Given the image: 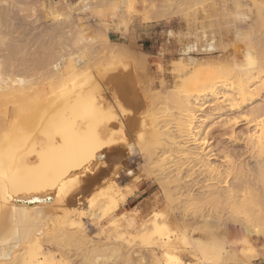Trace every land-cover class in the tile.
I'll return each mask as SVG.
<instances>
[{
    "label": "rangeland",
    "instance_id": "374dc122",
    "mask_svg": "<svg viewBox=\"0 0 264 264\" xmlns=\"http://www.w3.org/2000/svg\"><path fill=\"white\" fill-rule=\"evenodd\" d=\"M215 1L0 0V155L5 147L15 146L14 143L18 144H16L18 148L14 149V156H19L8 166L9 173L12 174L14 167L17 166V161L20 160L21 167L18 172L20 173L21 190L19 192L22 197L39 198L44 193L48 194L55 188H60L62 181L71 175L73 170L78 171L79 166L92 164L90 157L98 151L99 142L98 138L92 140L87 137L90 134L85 132L86 130L83 131V128L96 129L100 132V105L94 99L98 101L99 76L104 56L112 55L113 58V55L120 54V67L127 77L129 74L132 82L136 83L134 86L139 87L137 90L138 93L140 91L138 103L141 102L139 101L142 100L141 97L144 100L148 96L149 100L153 94L156 97L154 96L152 99H156L158 95L156 108L158 113H156L158 117L165 119L169 113L174 112L169 106L167 97L173 88L170 87V82L162 81L175 77L177 68L180 69L182 65L186 64L189 67V74L196 71L218 70L212 64H205L206 60L210 61L211 59V55L206 51H212L211 49L218 45L221 38L224 40L222 45H227V47L232 45L239 51L244 49L247 52L249 50L251 52L247 53L253 54L257 39L264 41V25L260 26L261 22L264 23V7L255 12L256 8L253 6L252 0H242L244 11L247 14H252L247 17L246 13L241 12L242 22L238 20L240 16H233L238 18L236 21H240L239 26L234 25L236 24L234 22H232L234 24L225 23L222 25L223 28L237 27L238 29L239 27L242 31L239 38L233 37L232 40L227 41L224 37L215 34L218 29L212 12ZM258 2L264 4V0H258ZM203 9H207L206 13H200ZM258 10L261 11L258 13ZM258 14L261 16L259 17ZM243 16L244 18H242ZM256 17L260 18L258 23H254ZM102 44L109 46V50ZM103 49L108 50L109 55H103L106 53V50ZM261 54L263 55L264 52ZM191 59H194L196 63L198 61L197 66L190 65ZM84 78L87 79V82L84 80L85 83L89 85L82 97L85 101L81 102L82 99H76L75 102H70L71 100L67 102L65 93L72 85L83 81ZM150 82L152 86H150ZM166 83L167 88L164 86ZM146 102L148 101L146 100ZM263 103L264 90L257 100L243 109L242 114L247 115L253 108L264 105ZM74 104L85 110V115L79 117L76 123L71 121L70 114L71 106ZM14 105H18L19 111L12 108L15 107ZM213 106L214 102L212 106L209 105L206 108L205 114L214 113L212 112ZM13 112H17L18 115ZM27 114L34 115L33 118L36 120L33 119L34 123L32 122L27 128L24 127L23 134L21 131L20 135L16 130L23 140L21 139L22 142H19L18 138V141L15 142L17 136L14 135L16 131L13 134V128L16 129L19 123L18 119ZM152 114L153 112L150 111L144 116L149 118ZM201 116L204 117V113ZM211 116L209 118L211 120H207L209 126L233 117L228 114ZM69 125L74 129L75 127L79 128V132L76 133ZM255 132L254 128L248 127L246 124L234 130L235 136L244 137V141L246 137L252 138L250 136L255 135ZM75 133L79 136H74ZM67 135L68 137H66ZM73 136L76 137V143L80 144L79 150H83L85 154L76 153L73 161L69 162L64 161V153L59 156L62 152H57L55 157L59 163L57 161L54 162V165L49 163L46 167L41 165L39 156H43L40 151L43 145L48 146L49 149H55L53 153L59 150L65 151L61 145L73 141ZM13 138H15L14 142ZM221 139L224 143L217 140L211 147L215 146L218 151L226 147L235 152L236 149L240 151L245 147L243 141L242 146L234 150L230 140L223 137ZM55 157L54 160H56ZM242 158L251 168L263 161L261 158H259L260 161L251 158L250 155H245ZM220 162V159L213 160L211 164L220 165ZM134 164L135 176L114 186L113 193H127L129 196H126L127 200L125 199L119 205V209L111 213L112 215L105 214L107 217L103 216L105 196L99 187L95 186L101 176V164L99 163L92 172L87 170L86 179L96 181L88 190V194L92 192L89 199L87 196L76 197V200L68 203L63 210L57 207V203L54 202L47 206L39 216H30L28 223L32 227L24 239L16 241L14 233H7L2 238L6 244L0 243V264H21L24 256H28L32 260L40 258L39 250L42 248L47 250L50 264H170L172 263L169 259L171 255L168 253L175 254L177 250L185 248H190L194 252L191 264H202L199 259L201 252L205 255L203 264H264V191L261 192L259 199L261 208H263V218L260 219L259 216L260 221L258 219V221H253L255 229L252 223L251 229L254 231L252 235L249 234V231H245L247 235L245 233L244 235L247 238L243 237V239H251L249 245L242 244L244 241L241 236L242 231L236 220L233 219L234 214L226 213V211L220 213V210L214 207H209L210 209L207 207L208 209L206 208L204 213L201 212L204 217L200 218L199 210L196 207L194 210L193 206L188 204L181 205L187 210L181 209V207L180 210H174L177 208L173 207L175 202L171 204L170 200L167 203L168 200L160 185L144 177L147 168L141 162ZM144 169L145 171H143ZM118 194H114L115 203L118 201ZM165 203L170 204V207ZM215 210H218V214ZM168 211L171 214L169 217ZM152 212H159L158 215L167 222L174 220L178 222V219L179 221L185 219L186 222L193 220L194 224L200 226L207 221L205 224L211 223V229L214 226L215 230L209 231L210 229L204 227L202 233L197 231L191 233L192 239L184 244L179 242L177 237L180 235L175 232L171 234L152 232L150 226ZM216 214L218 217L220 216L221 220L216 219ZM123 217L126 221H133L134 231L127 232L122 226L117 227V224H120L118 221H122L120 225H123ZM138 218H143V221H139ZM137 219L138 224L135 221ZM240 219L238 218V220ZM144 221L151 223H149L151 229L146 228L148 224ZM140 222L145 224L142 226V230L140 229L141 231H139ZM112 223L115 227L110 226ZM218 224L222 227H219ZM223 229L226 230L225 233H223ZM212 235L219 241L210 237ZM212 240L214 241L213 245ZM216 240L220 246L215 244ZM167 241L168 245L162 246L163 242ZM198 241L204 243L203 246H193L195 243H199ZM175 258L179 264H185L177 257Z\"/></svg>",
    "mask_w": 264,
    "mask_h": 264
},
{
    "label": "bare ground",
    "instance_id": "6f19581e",
    "mask_svg": "<svg viewBox=\"0 0 264 264\" xmlns=\"http://www.w3.org/2000/svg\"><path fill=\"white\" fill-rule=\"evenodd\" d=\"M252 2L253 6L256 8L255 12L257 9L264 7V4H261L258 0H252ZM206 10L203 9L200 13H203ZM259 11L261 10H258V13ZM212 12L214 13L213 15L216 19L215 23L217 24L216 27L218 28L216 31L214 30L215 34L224 37L227 41L232 40L233 37L236 39L239 38V35H242V31L239 27L237 29L236 26V28H223L222 25L234 22L236 24H232L239 26L241 12L244 14L246 13L247 17L249 14H252H247V12L244 11L242 0H216L213 4ZM233 16H240L238 17L240 19L234 18ZM258 16L260 17L261 15L258 14ZM242 18H244V16ZM257 18L258 17L255 18L254 23L259 21L260 18ZM236 19L240 21L238 22ZM249 22H252L251 18ZM262 25H264V23L261 22L260 26ZM222 41L224 40L221 38L218 45L216 44L217 46L211 49L212 51H206L207 54L211 55V59L210 61L206 60L205 64H212V66H216L218 70L215 68L216 71H196L189 74V67L184 64L180 69H176L177 73L175 77L169 79L166 78L163 81L161 80L164 83L170 82V87L173 88L167 97L170 103L169 106L174 112L169 113L165 119L157 116L158 112L156 108L158 106V95L156 99H152V97L155 96L154 94L153 96L150 95L151 98L148 100L149 97L146 95L148 93L143 90L147 97H144V100L143 97H141L142 100L139 101L143 103H138L137 100L140 91L138 93L137 90L139 87L136 88L134 86L135 82H132V79L129 78V74L127 77L126 73L120 67V54L113 55L112 58V55L110 56L108 54L109 46L102 44L108 48V50L105 49L106 53L103 55L108 54L109 56L106 55L103 57V64H101L102 70L99 76L100 88L97 94L98 101L94 99L96 103L100 105V132L96 129L83 128V131L86 130L85 132L90 134L87 137H90L92 140L98 138L99 149L96 154L92 153L93 155L90 157V162H92V164L89 166H79L78 171L73 170L74 172L72 171L71 175L62 181L63 183H61L60 188H55L54 191L49 192L48 194L44 193L39 198H24L19 192L21 190L20 173L18 172L19 167H21L20 160L17 161V166L14 167V172L12 174L9 173L8 166L9 163H13L19 156H14V149L18 148V144L14 143L15 146L5 147L3 153L0 155V243L6 244V241L2 238L7 235V233H14L16 235V241L24 239L32 227L30 223H28V218L30 216H39L47 206L54 202L57 203V207L63 210L68 203L73 202L76 197L87 196L89 199L92 192L89 193V195L88 190L92 188V185H94L96 181L93 182L86 179L87 170L92 172L95 166L99 163L101 164V176L95 186L99 187L102 194L105 196L102 211L104 214L103 216L117 211L119 205L125 201L128 194L113 193L114 186L119 182L130 180L134 177L135 170L133 169V165H135L134 163L141 162L147 168L144 177L148 180L157 182L160 185L161 189L164 191V196L168 200L167 203L170 200L172 201L171 204L175 202L173 207L176 206L177 208H174V210H177L180 207L182 209L183 207L181 205L188 204L189 206H193V208L196 207L200 213H204V210L207 207H214L220 210V213H222L221 211H226V213L234 214L235 217H233V219L234 221L236 220L242 234L244 235L245 231H249V234L252 235V232H254L253 229H251L252 223L254 224L253 221L257 219L259 220V216L260 219L264 216H262V205L259 203L261 192L264 191V105L257 108L255 107V109L253 108L247 115L242 113L243 109L254 100H257L261 92L264 90V54H261L264 52V41L262 39H257L259 43L257 42L258 45L254 44L256 47H254L255 50H253V57L250 53H247L251 51L248 50L246 52L244 49L239 51L234 46L232 47V45L227 47V45H222ZM111 49L110 52H112ZM118 51L120 52V49ZM189 62L193 67L198 64V61L196 63L194 59H191ZM221 64L224 65L222 66ZM142 67H145V65H142ZM82 80L83 81H79L72 85L65 93V100L67 102L70 100V102H75L76 99H82L86 90L89 88V85L85 83L87 79L84 78ZM149 84L152 86L151 82ZM164 86L167 88V83ZM141 94H143V92H141ZM146 100L148 102H146ZM83 101H85V99H82L81 102ZM213 102L214 106L212 112L214 113L205 114L206 108L209 105L212 106ZM17 107L18 105L12 108H16L15 110L19 111ZM150 111H152L153 114L149 118L144 116V114ZM13 113L18 115L17 112ZM202 113H204V117L201 116ZM70 114L71 121L76 123L79 117L85 115V110L83 107H77L76 104H74L71 106ZM216 114H228L233 117L229 120L220 121L215 125L209 126L207 120H211L209 119L212 117L211 115L215 116ZM33 117L34 115L32 114H27L22 118L20 117V120L18 119V126H16L17 128H13V134L16 130L19 131L18 133L20 135L21 131L23 134L24 127L27 128L28 125L32 124L34 121L33 119L36 120V118ZM243 124L254 128L256 131L255 135L250 136L252 138L246 137V142L243 140L244 137H241V139L240 136L237 135L238 138L234 133V130ZM70 126L71 125H69V127ZM71 129L74 128L71 126ZM78 129L79 128L75 127L74 131L77 133L79 132ZM17 131L16 134H14L17 137L14 136L16 139L13 138V142L14 139L16 140L15 142L18 140L19 142H22V136L17 134ZM76 133L74 136L78 137L79 135ZM74 136L73 141H66L68 142L67 144L63 143V145H61L65 151L59 150L53 153L55 149L50 147L51 150L48 146L45 147L44 145L42 148L40 145L42 148L40 151L43 154V156H39L41 165H45L44 167L49 165V163L54 165V162L57 161V158L55 157L57 152H62L59 156L65 154L64 156L66 158L63 156V159L64 161L69 162L73 161L76 157V153L85 154L83 150H79L80 144L76 143V137ZM66 137H68V135ZM222 137L226 140H230V143H232L231 146L234 150L238 147L240 148L243 141V146L245 145V147H243L244 149L241 148L242 151L241 149L240 151L236 149V152L228 150L226 147L221 151H218L215 146L211 147L217 140H219L220 143H224L223 139H221ZM239 139L242 142H240ZM245 155H250L251 158L263 159V161L260 162L262 164L258 163L254 168L248 167V164L245 163L242 158ZM54 157L56 160H54ZM218 159L221 160L220 165L211 164V161ZM82 160L84 159L82 158ZM258 161H260V159ZM139 166L141 167V164ZM129 170L130 173H128ZM143 171H145V169ZM136 178L139 179V177ZM254 180H257V182H254ZM114 194H118V201L116 203L113 200ZM167 203H165V205H167ZM169 205L170 204L167 206ZM167 206L166 208H168ZM171 208H169V210ZM218 210H215L217 211V214ZM170 211H168V217L171 215ZM172 212L174 213L173 209ZM152 213V224L149 222L152 229L149 228V223L144 221L148 224V227L145 226L148 230L151 229L152 232L155 233L168 232L167 234L175 232L180 235L177 237L179 242L184 244H186L189 239H192L190 236L191 233L196 231L202 233L204 227L205 229H210L209 231L215 230L214 226V230L211 229V223L207 225L205 224L207 221L203 222L200 226L194 224L193 220L186 222L185 219L179 221L178 218V222L175 220L167 222L162 216L158 215L159 212ZM203 213L199 215L200 218L204 217ZM217 214L215 216H217ZM241 215L243 216L241 217ZM180 216L182 217V214ZM236 216H239L238 218L241 219L238 220ZM219 217L217 216V218H215L221 220ZM211 218L214 217L211 216ZM138 219L135 220L136 224H138ZM142 219H139V221ZM121 222L118 221L120 224ZM142 223L140 222L141 227H139V231H141L142 226L145 225ZM120 224H117V227L122 226L127 232L135 230L133 221H126L124 219L123 225ZM111 225L115 227L113 223L110 224V226ZM254 226L255 224L253 225V228ZM219 227L222 226L219 225ZM215 228H217V225H215ZM147 229L145 230L147 231ZM225 231L226 230L223 229V233H225ZM223 233H221V235ZM242 234V239L243 237L247 238V236H245L247 233H245L244 236ZM210 237L214 236L212 235ZM214 239L218 238L214 237ZM243 240L242 244L249 245L251 242V239ZM213 242L214 241L212 240V245ZM168 243V241L163 242L162 246H167ZM203 244L200 241L193 246H203ZM215 244H217V240ZM217 245L220 246L219 243ZM39 254L40 258H34L33 260L28 256H24L21 264H50L48 252L45 248L40 249ZM203 257H205V255L201 252V258L199 259L202 264L205 260ZM169 259L172 261L170 264H179L175 257L170 256Z\"/></svg>",
    "mask_w": 264,
    "mask_h": 264
},
{
    "label": "crops",
    "instance_id": "0c3cea01",
    "mask_svg": "<svg viewBox=\"0 0 264 264\" xmlns=\"http://www.w3.org/2000/svg\"><path fill=\"white\" fill-rule=\"evenodd\" d=\"M171 256H175L181 261H183L185 264H191L193 262V255L194 252L190 248L180 249L175 252V254H170ZM158 257V256H157Z\"/></svg>",
    "mask_w": 264,
    "mask_h": 264
}]
</instances>
